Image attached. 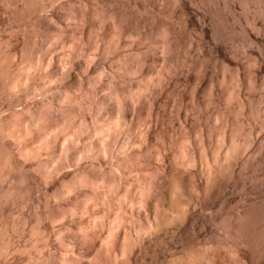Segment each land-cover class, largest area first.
Listing matches in <instances>:
<instances>
[{"label":"bare ground","instance_id":"1","mask_svg":"<svg viewBox=\"0 0 264 264\" xmlns=\"http://www.w3.org/2000/svg\"><path fill=\"white\" fill-rule=\"evenodd\" d=\"M0 264H264V0H0Z\"/></svg>","mask_w":264,"mask_h":264},{"label":"rangeland","instance_id":"2","mask_svg":"<svg viewBox=\"0 0 264 264\" xmlns=\"http://www.w3.org/2000/svg\"><path fill=\"white\" fill-rule=\"evenodd\" d=\"M258 17H259V16H258ZM256 18H257V17H256ZM259 19L262 21V17H261V18H257V19H255V20H256V21H257V20L260 21ZM258 21H257V22H258ZM261 21L258 22V23H261ZM155 66H158V65H155Z\"/></svg>","mask_w":264,"mask_h":264}]
</instances>
